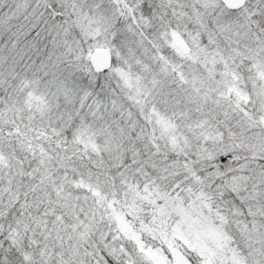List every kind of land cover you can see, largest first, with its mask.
<instances>
[{
	"label": "snow or ice",
	"instance_id": "1",
	"mask_svg": "<svg viewBox=\"0 0 264 264\" xmlns=\"http://www.w3.org/2000/svg\"><path fill=\"white\" fill-rule=\"evenodd\" d=\"M0 264H264V0H0Z\"/></svg>",
	"mask_w": 264,
	"mask_h": 264
}]
</instances>
